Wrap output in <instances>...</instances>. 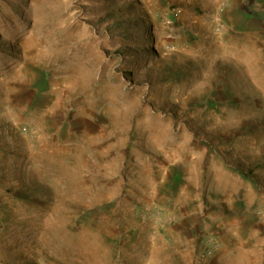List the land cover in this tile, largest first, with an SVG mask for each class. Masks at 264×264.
Masks as SVG:
<instances>
[{
	"label": "rangeland",
	"instance_id": "obj_1",
	"mask_svg": "<svg viewBox=\"0 0 264 264\" xmlns=\"http://www.w3.org/2000/svg\"><path fill=\"white\" fill-rule=\"evenodd\" d=\"M0 264H264V0H0Z\"/></svg>",
	"mask_w": 264,
	"mask_h": 264
}]
</instances>
